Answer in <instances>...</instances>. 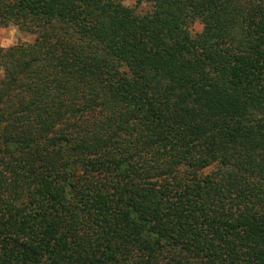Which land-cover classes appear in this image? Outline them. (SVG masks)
<instances>
[{
	"label": "trees",
	"instance_id": "16d2710c",
	"mask_svg": "<svg viewBox=\"0 0 264 264\" xmlns=\"http://www.w3.org/2000/svg\"><path fill=\"white\" fill-rule=\"evenodd\" d=\"M136 1L0 0V264H264V0Z\"/></svg>",
	"mask_w": 264,
	"mask_h": 264
},
{
	"label": "rangeland",
	"instance_id": "374dc122",
	"mask_svg": "<svg viewBox=\"0 0 264 264\" xmlns=\"http://www.w3.org/2000/svg\"><path fill=\"white\" fill-rule=\"evenodd\" d=\"M120 1L124 6L134 9L137 14H143L146 12V6L145 5H138L136 0H120ZM192 30L194 32H199L201 30V26L195 25L194 27H192ZM4 36L7 37V33H5ZM31 39H32V37L29 34L24 33V32L19 30V32L17 33V35L15 37V41H14L13 46L18 44V43H21V42H29V41H31Z\"/></svg>",
	"mask_w": 264,
	"mask_h": 264
},
{
	"label": "clouds",
	"instance_id": "9594fccd",
	"mask_svg": "<svg viewBox=\"0 0 264 264\" xmlns=\"http://www.w3.org/2000/svg\"><path fill=\"white\" fill-rule=\"evenodd\" d=\"M18 32V26L11 22L9 23L7 28L0 27V48L7 50L11 46H13L15 37ZM5 33H7V37L4 36Z\"/></svg>",
	"mask_w": 264,
	"mask_h": 264
}]
</instances>
